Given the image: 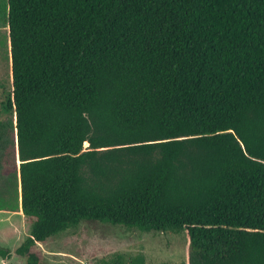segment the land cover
Listing matches in <instances>:
<instances>
[{"label": "trees", "instance_id": "1", "mask_svg": "<svg viewBox=\"0 0 264 264\" xmlns=\"http://www.w3.org/2000/svg\"><path fill=\"white\" fill-rule=\"evenodd\" d=\"M6 11L0 175L17 179L19 205L0 211L30 223L15 255L37 264L38 245L89 221L183 232L186 264H264V0Z\"/></svg>", "mask_w": 264, "mask_h": 264}, {"label": "rangeland", "instance_id": "2", "mask_svg": "<svg viewBox=\"0 0 264 264\" xmlns=\"http://www.w3.org/2000/svg\"><path fill=\"white\" fill-rule=\"evenodd\" d=\"M11 90L6 0H0V122H14L2 102ZM86 146H84L85 148ZM3 171V170H2ZM1 171V172H2ZM17 179L0 175V206L19 205ZM20 212L0 211V246L11 250L10 264H25L14 250L29 235L30 223ZM37 264H96L116 254H142L145 264H186L188 244L183 232H141L123 226L83 221L38 245Z\"/></svg>", "mask_w": 264, "mask_h": 264}, {"label": "crops", "instance_id": "3", "mask_svg": "<svg viewBox=\"0 0 264 264\" xmlns=\"http://www.w3.org/2000/svg\"><path fill=\"white\" fill-rule=\"evenodd\" d=\"M19 214H22L21 212L19 213ZM24 217V216H23ZM11 251V250H10ZM5 263H7L6 261H4V260H2L1 258H0V264H5ZM8 263H9V261H8Z\"/></svg>", "mask_w": 264, "mask_h": 264}, {"label": "water", "instance_id": "4", "mask_svg": "<svg viewBox=\"0 0 264 264\" xmlns=\"http://www.w3.org/2000/svg\"><path fill=\"white\" fill-rule=\"evenodd\" d=\"M87 146H88V145H87ZM87 146H86V147H87Z\"/></svg>", "mask_w": 264, "mask_h": 264}]
</instances>
